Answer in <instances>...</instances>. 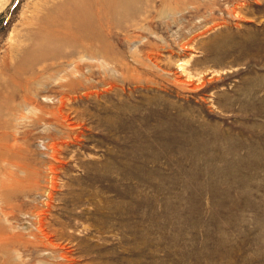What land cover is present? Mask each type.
I'll return each mask as SVG.
<instances>
[{"label":"rangeland","instance_id":"rangeland-1","mask_svg":"<svg viewBox=\"0 0 264 264\" xmlns=\"http://www.w3.org/2000/svg\"><path fill=\"white\" fill-rule=\"evenodd\" d=\"M39 215L72 264H264V0H0V264H67Z\"/></svg>","mask_w":264,"mask_h":264},{"label":"bare ground","instance_id":"bare-ground-1","mask_svg":"<svg viewBox=\"0 0 264 264\" xmlns=\"http://www.w3.org/2000/svg\"><path fill=\"white\" fill-rule=\"evenodd\" d=\"M73 121V120H72ZM65 123H67L68 125L71 126L72 122L69 121H66V119L64 120ZM75 123V122H74ZM64 124V123H63ZM66 124V125H67ZM69 126V127H70ZM78 126V125H77ZM68 127V126H67ZM79 127V126H78ZM72 128H75L72 126ZM69 129V128H68ZM70 130V129H69ZM79 135V134H78ZM80 136V135H79ZM79 139V138H78ZM63 140V139H62ZM62 141H61V145H62ZM58 143H52L51 145V157L54 158V160H56L57 158V153L59 154V148H61V146L58 148ZM11 148V147H9ZM56 158V159H55ZM8 161V160H7ZM14 162V161H13ZM9 164V163H8ZM14 164V163H13ZM53 188V187H52ZM54 189V188H53ZM50 193V192H49ZM52 193V192H51ZM47 203V202H46ZM49 205V204H48ZM47 206V205H46ZM43 213V212H42ZM42 215V214H41ZM39 215L40 217L38 218V222H37V226L35 227V230L32 231V234L34 236V243L36 242L38 244V246H42L44 249L48 250L50 248L54 249L53 252H57V257H59V259H64L67 261V264H72L73 262L71 261V258H70V252L69 250L68 251H65V249H63L64 247L62 246L60 248V245H58L56 242H55V237L53 235V232H48L45 228V226H47L45 224V217ZM118 218V217H117ZM123 218V217H122ZM121 218V219H122ZM128 218V217H127ZM123 219H126V218H123ZM113 223V222H112ZM107 226V225H105ZM88 228V227H87ZM59 248V250H57ZM83 251V250H82ZM85 251V250H84ZM87 254V253H86ZM73 259V258H72Z\"/></svg>","mask_w":264,"mask_h":264}]
</instances>
